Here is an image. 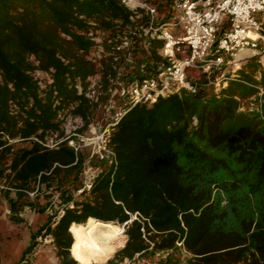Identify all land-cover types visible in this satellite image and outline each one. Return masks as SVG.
Returning <instances> with one entry per match:
<instances>
[{
	"label": "trees",
	"instance_id": "trees-1",
	"mask_svg": "<svg viewBox=\"0 0 264 264\" xmlns=\"http://www.w3.org/2000/svg\"><path fill=\"white\" fill-rule=\"evenodd\" d=\"M148 1L159 23L172 18L170 0ZM130 14L120 0H0V174L15 188V197L5 192L9 217L20 222L19 209L37 206L24 201L34 189L47 199L39 212L54 196L59 207L30 232L14 264H40L27 256L43 236L58 264H95L79 262L72 231L89 219L125 228L124 245L104 264L135 253H162L154 264H264V123L238 115L233 99L208 96L202 74L192 79L195 95L172 92L131 107L123 95L111 97V78L125 87L162 60V42L136 30ZM100 52L103 92L93 103L86 92ZM38 70L49 76L44 86ZM97 105L125 112L108 136L113 161L90 159L98 171L88 188L87 156L66 139L48 146L45 138L62 134L64 110L83 120V132ZM15 138L30 145L15 148Z\"/></svg>",
	"mask_w": 264,
	"mask_h": 264
},
{
	"label": "built area",
	"instance_id": "built-area-1",
	"mask_svg": "<svg viewBox=\"0 0 264 264\" xmlns=\"http://www.w3.org/2000/svg\"><path fill=\"white\" fill-rule=\"evenodd\" d=\"M120 2L131 12L130 20L136 30L162 42L157 50L162 60L157 63L156 71L121 88L124 105L129 107L151 104L158 96L172 92L197 94L199 86L188 77L189 68L200 69L207 84L218 85L221 78L215 77V72L238 62L240 52L248 50L264 57V20L258 19L264 18V0H170L172 18L164 23L158 22L157 8L148 0ZM144 16L146 25L141 22ZM129 43L125 37L123 46ZM124 112L116 113L109 125L115 124ZM109 132L105 128L96 137L99 143L95 153L100 160L112 162L114 154L107 145ZM68 142L76 151L79 149L72 140ZM93 177L88 178L86 187H90ZM121 264H143V259L135 253Z\"/></svg>",
	"mask_w": 264,
	"mask_h": 264
},
{
	"label": "rangeland",
	"instance_id": "rangeland-1",
	"mask_svg": "<svg viewBox=\"0 0 264 264\" xmlns=\"http://www.w3.org/2000/svg\"><path fill=\"white\" fill-rule=\"evenodd\" d=\"M260 20H264L262 17H258ZM97 58L94 59L96 66L95 73L90 77L86 95L92 100L93 103L97 102L99 95L103 92L98 85L99 79L102 76L103 69L101 68V60L107 56L102 53L96 54ZM235 64H238L237 62ZM235 64L229 65L230 67L221 69L220 72H215L214 76L221 78L218 85L207 84L206 90L208 96L212 98H230L236 102V112L238 115L244 117H256L262 123H264V67H261L260 63L253 62L248 65H243L241 69H238ZM237 68V69H235ZM235 69L234 71H231ZM227 71L228 73H225ZM231 74H234L231 76ZM226 79H223V77ZM34 77L39 80L41 86H44L49 82V76L41 71H35ZM189 77L193 79V74L189 73ZM80 89V87H78ZM120 84L115 78H111L108 86V91L111 97H115L121 92ZM121 111H112L111 106H107L105 109L100 105L94 106L89 116L87 128L80 133L76 130L81 128L83 120L79 116H74L68 110L60 115L59 119L62 120V134L59 132L48 133L45 138V145L53 146L54 144L66 139L72 140L74 144L78 145L86 156L85 168L81 175V181L85 184L88 178H91L98 171L97 166H93L90 159L97 158L95 151L97 150V136L99 133L108 128L111 130L109 123L114 121L116 113ZM237 121L233 120L229 122L226 127L233 129ZM74 137V138H73ZM10 143L15 148L22 146H29L30 140H20L18 138L12 139ZM69 144V142H68ZM6 172L0 174V264H14L19 261L23 250L29 244L30 232L35 231L40 224L46 220V216L52 214L54 210H58L57 196H54L51 201L53 203L52 208H47L45 212L41 214L38 211L37 206H43L46 204L43 191L40 189H34L33 191H27L25 193L24 201L33 202L37 206L30 207L26 205L24 208L17 211L18 217L21 218L20 222L12 221L10 219L11 212L5 192L9 193L10 197H15V188L11 186L9 180L6 178ZM45 193V192H44ZM80 194V190L75 193L77 196ZM134 218V216H133ZM115 224V223H113ZM118 225L122 229L121 238H123V245L126 240L124 233V226ZM37 245L27 257L32 262L40 264H58V259L54 253V247L52 245V239L50 236H43L37 238ZM123 245L117 247L121 248ZM115 249V251L117 250ZM114 251V252H115ZM113 252V253H114ZM113 254H111L112 256ZM109 256V258L111 257ZM162 256V253H156L155 256L145 254L143 256V264H154L155 261ZM184 257V255H183ZM104 262L95 264H104ZM79 260V259H78ZM79 262H83L79 260ZM87 262V261H85ZM89 263V262H87Z\"/></svg>",
	"mask_w": 264,
	"mask_h": 264
},
{
	"label": "bare ground",
	"instance_id": "bare-ground-1",
	"mask_svg": "<svg viewBox=\"0 0 264 264\" xmlns=\"http://www.w3.org/2000/svg\"><path fill=\"white\" fill-rule=\"evenodd\" d=\"M72 231L76 240L75 253L81 261L104 262L123 245L122 229L112 222L89 219L73 225Z\"/></svg>",
	"mask_w": 264,
	"mask_h": 264
},
{
	"label": "crops",
	"instance_id": "crops-1",
	"mask_svg": "<svg viewBox=\"0 0 264 264\" xmlns=\"http://www.w3.org/2000/svg\"><path fill=\"white\" fill-rule=\"evenodd\" d=\"M176 31V30H175ZM238 64H235V66L238 69H241L243 65H248L249 63H255L258 62L260 63L261 67H264V57L261 56H257V55H253L251 54L248 50H244L242 52H240L238 54ZM231 65V64H230ZM230 67L229 65H224L222 68L227 70V68ZM235 68V69H237ZM235 69H232L231 71H234ZM221 70H219L218 72H220ZM228 71V70H227ZM227 71H224L225 73H228ZM189 73L193 74V79L196 80V82H199V79L201 78V74L203 75V73L201 72L200 69L192 67L189 68L187 70V75L189 77ZM234 74H231V76H233ZM190 78V77H189ZM191 79V78H190ZM192 80V79H191ZM42 214V213H41Z\"/></svg>",
	"mask_w": 264,
	"mask_h": 264
}]
</instances>
